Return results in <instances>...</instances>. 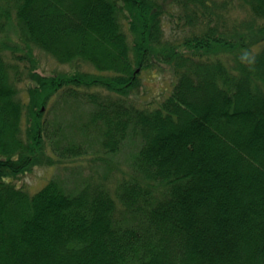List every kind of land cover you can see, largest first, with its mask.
<instances>
[{"label": "trees", "instance_id": "16d2710c", "mask_svg": "<svg viewBox=\"0 0 264 264\" xmlns=\"http://www.w3.org/2000/svg\"><path fill=\"white\" fill-rule=\"evenodd\" d=\"M155 69L174 81L139 106ZM82 134L108 167L78 196L16 182L84 158ZM0 264H264V0H0Z\"/></svg>", "mask_w": 264, "mask_h": 264}, {"label": "rangeland", "instance_id": "374dc122", "mask_svg": "<svg viewBox=\"0 0 264 264\" xmlns=\"http://www.w3.org/2000/svg\"><path fill=\"white\" fill-rule=\"evenodd\" d=\"M34 52L35 57L38 60L37 62L39 63L38 71L43 73L54 71L70 72L76 70V68L79 66L85 68V65L83 64L62 65L39 48H35ZM140 76V84L142 86L135 96L132 95L133 98H136L135 101L133 100V102L139 106H143L140 104L147 106L148 103L151 105L152 103L157 102L158 99L162 98L168 93L169 88L174 81V76H172L170 71H162L161 69L142 71ZM24 89L26 93L27 86L24 83H21L22 94ZM58 98H56L52 104H49L46 107L44 114L48 115L51 119L55 118L57 123L70 126L71 129L62 127V129L66 131L65 135L78 137L80 125L83 121H85V115L78 116V114L83 111V108H79L77 101L66 102L62 98ZM88 109L89 107L85 106V110ZM81 139L82 141L85 140V143L88 141V143L93 147L89 148L88 153L85 154L84 158L81 156L78 158V160L68 163L63 167H58V164L56 166L57 168L38 164L34 166L31 171L16 179V182H19V184L25 189L35 191L41 187L46 180L55 176L62 179V183L68 187L66 191L68 195L78 196L79 191L85 185V181H89L88 179L94 175L93 172L95 170H97L96 172L100 173V171H103L108 167L104 162L97 158L99 156V148H97L98 140L95 138V134L92 136H83L82 134ZM129 153H131V149L122 148V151L119 154H116L117 157L113 158L112 164L113 174L121 175L122 168L131 171L132 166L129 164V162H127L129 164L128 167L125 160V156ZM125 224H127V222H125Z\"/></svg>", "mask_w": 264, "mask_h": 264}]
</instances>
